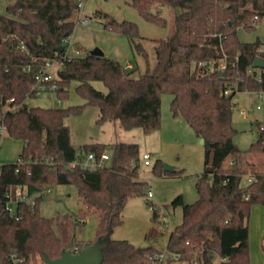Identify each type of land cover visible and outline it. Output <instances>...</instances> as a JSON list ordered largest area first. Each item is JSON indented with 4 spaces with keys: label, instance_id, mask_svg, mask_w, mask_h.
<instances>
[{
    "label": "trees",
    "instance_id": "16d2710c",
    "mask_svg": "<svg viewBox=\"0 0 264 264\" xmlns=\"http://www.w3.org/2000/svg\"><path fill=\"white\" fill-rule=\"evenodd\" d=\"M131 3L145 19L164 26L166 18L152 8L180 10L175 16V33L157 41L155 67L137 76L132 75L134 68L105 54L89 52L60 59L57 48L75 29L79 0H15L6 13H0V129L23 143L18 158L0 166V199L12 186L35 194L51 184H74L86 206L75 218L68 213L43 215L42 197H37L33 207L19 203L13 215L0 210V264H31L38 257L45 263L44 254L56 258L63 250L80 251L98 237L109 240L102 264H152L151 257L160 250L155 242L164 235L156 227L147 233L152 241L148 246L112 238L114 228L124 222L127 199L147 195L148 182L139 177L138 144L116 143L112 157L109 155L110 165L69 167L89 152L99 157L108 145L95 142L77 148L65 118L80 113L86 104H95L99 107L98 122L120 119L126 129L141 126L149 132L161 125L164 92L173 95V115H182L205 139L204 171L196 182L198 199L186 203L180 194L171 202L182 207V222L168 235L169 251L190 262L199 250L203 256L199 264H215V254L226 257L225 264H250L249 218L254 204L264 205V125H260L250 149L241 150L234 141L237 129L232 124V99L238 91L264 90V69L253 67L255 56L264 57L259 51L262 43L243 42L237 34L238 28H254L264 17V0ZM106 25L126 33L136 52L148 58L135 22L111 20ZM48 61H59L60 66L56 88L47 91L66 96L76 80V90L86 99L85 104L49 108L26 104L28 96L36 95L31 88ZM177 65L181 66L179 73L173 70ZM93 80L103 81L108 92L95 88ZM228 89L231 91L226 95ZM11 98L9 104L16 105L14 109L6 107ZM229 156L234 165L226 168ZM154 171L158 175L183 173L166 170L159 159ZM249 173L254 180L245 184ZM152 212L157 224L159 211ZM89 214L96 216L98 226L96 238L85 243L76 237L75 230ZM13 253L19 262L14 263Z\"/></svg>",
    "mask_w": 264,
    "mask_h": 264
},
{
    "label": "rangeland",
    "instance_id": "374dc122",
    "mask_svg": "<svg viewBox=\"0 0 264 264\" xmlns=\"http://www.w3.org/2000/svg\"><path fill=\"white\" fill-rule=\"evenodd\" d=\"M15 0H0V13H6V7ZM158 11L157 8H152ZM180 12L173 7H161L160 15L165 17L167 24L159 25L148 21L132 5L131 0H85L82 16L89 18L88 25L76 24L72 33L73 46L78 50V55H86L95 48L103 50L106 56L118 60L122 64L130 62L134 65L132 75L153 69L156 65V46L159 39H166L176 31L175 16ZM115 20L133 21L138 25L141 38L148 58L138 54L130 37L121 31L109 28L106 24ZM238 37L243 42L264 43V17L255 23V27L248 29L240 27ZM54 63L53 72L57 74ZM131 70V69H130ZM179 73L181 66L173 69ZM258 71L263 68H257ZM95 88L108 92V87L101 80H93ZM78 82L72 81L68 95L59 97L53 91H43L35 96H28V106L41 107H69L82 105L86 99L76 90ZM173 95L168 92L162 94L161 125L152 131H145L141 126L126 129L120 119L98 122L99 107L95 104H86L80 113H71L65 118L69 126L72 143L77 148L95 142L108 145L106 152L112 157L116 143H137L139 146V177L148 184L146 192L152 191L150 201L156 204L161 213L167 208L171 214V223L167 232L155 245L165 248L168 235L175 226L182 222V207L172 206V200L182 194L186 203H192L199 197L196 182L205 166V147L190 124L182 115H173L170 105ZM232 124L237 133L235 143L243 151L250 149L251 143L258 138L260 125H264V103L260 102L254 92L238 91L232 99ZM262 104L257 109L258 104ZM253 107V110L243 113L244 109ZM22 141L3 133L0 141V165L14 162L22 148ZM150 154L151 164L145 165L143 155ZM171 165L177 170H183L179 175H158L154 171L157 160ZM111 159L107 162L111 164ZM50 192L41 202L40 209L43 215L52 217L66 213L74 218L85 204L79 197L78 189L74 184H51ZM147 195H134L127 199L123 210L124 222L115 227L112 232L113 239H127L135 246H148L152 241L147 238V233L156 227L152 219L153 212L146 201ZM249 218V252L250 264H264V208L262 204H254ZM263 206V207H262ZM264 210V209H261ZM97 218L93 214L87 215L82 223L76 227V237L88 243L96 238ZM31 264H45L40 257Z\"/></svg>",
    "mask_w": 264,
    "mask_h": 264
},
{
    "label": "built area",
    "instance_id": "2783aa9c",
    "mask_svg": "<svg viewBox=\"0 0 264 264\" xmlns=\"http://www.w3.org/2000/svg\"><path fill=\"white\" fill-rule=\"evenodd\" d=\"M84 5H85V0H79V17H78L77 23H79L81 25H88L89 21H90L89 18H87L86 16H82V11L84 9ZM156 8L158 9V11H160L161 6H157ZM256 19H257V17H256ZM71 39H72V35L69 37H66L62 40V51H61V56H60L61 60L71 59L74 56L78 55V50L73 46ZM21 48L24 49L23 44L21 45ZM259 51L264 52V48L260 47ZM55 62L60 65L59 61H55ZM55 62L48 61L46 63V65L42 68V70L38 74H36V77H35L36 81L31 88V91L34 92L36 95H38L40 92L49 90V88L50 89L56 88V83L54 82L56 75L53 72ZM203 64H206V62H203ZM125 66L127 68L132 67L130 63L126 64ZM221 68H225L223 63H221ZM248 71H249V73H252V69H249ZM257 78L260 81L262 80L260 74L257 75ZM49 84H50V86H49ZM230 91H231L230 89L226 90L225 94L228 95L230 93ZM249 92H254L256 94V96L258 97V99L260 100V102L264 103V90L249 91ZM11 101H13L12 98L7 101L6 107L10 108V109H14L16 107V105H10L9 102H11ZM261 107H262V104L260 103L257 105L256 108L260 109ZM251 110H253V107H248L247 109H244L242 112L246 113L247 111H251ZM0 131L3 135V133H4L3 127H1ZM109 158H110L109 154L106 151L101 153V155L99 157L96 155V153L89 152L87 154H84L81 158H78L75 161L70 162L68 164V166L69 167L81 166L82 168H85V169H94V168H98V167H101V166H104L105 164H107ZM143 160H144L145 165L151 164L150 154L145 153L143 155ZM233 165H234V161L232 160V158L230 156L227 157L224 166L226 168H230ZM253 180L254 179H253L252 175L249 173L247 176V179L245 180L244 183L249 184V183L253 182ZM226 182H227V180H224V183H226ZM49 192H50L49 186L45 187L44 189L40 190L39 192H37L35 194L28 193V191L26 190L25 187H22L19 185L12 186L5 193V195L3 197L4 199H0V210H4V211L8 212L9 214L13 215L16 213L17 205L19 203L25 202V203L30 204V206L33 207L36 203L37 197L43 198ZM152 197H153V192L148 191L147 192V200L149 202L150 209L152 211H154V210L159 211L158 222H157L156 228L158 231L165 234L167 232L169 226H170V223H171V214L167 208L165 209V211L163 213H161V210L159 209V207H157L155 203L150 201V198H152ZM245 197L248 198V195H245ZM187 243H189V242H187ZM76 251H78V249H76ZM11 257H12L14 263L20 261V259L16 256L15 253H13L11 255ZM199 257L202 258L203 256L200 253V251L197 250L194 254V257L192 258V260L190 262L184 261L181 259V254L173 253V252L169 251L168 243L166 242L165 248L160 249L158 252H156L151 257V259H152V264H175V263L199 264L200 263ZM227 260L228 259L226 257H222L219 254H215V257H214L215 264H225V262Z\"/></svg>",
    "mask_w": 264,
    "mask_h": 264
},
{
    "label": "water",
    "instance_id": "95a60500",
    "mask_svg": "<svg viewBox=\"0 0 264 264\" xmlns=\"http://www.w3.org/2000/svg\"><path fill=\"white\" fill-rule=\"evenodd\" d=\"M58 52L62 51V46H58ZM91 54L103 56L105 53L100 48H95ZM253 67L264 69V57L257 55L253 60ZM201 142L204 144L205 139L201 137ZM164 168L168 171H174L171 165L164 164ZM109 240L107 237H98L93 243L85 246L80 251L63 250L61 255L56 258H50L44 254L45 264H102L104 259L103 250L107 247ZM179 264V263H175Z\"/></svg>",
    "mask_w": 264,
    "mask_h": 264
},
{
    "label": "crops",
    "instance_id": "0c3cea01",
    "mask_svg": "<svg viewBox=\"0 0 264 264\" xmlns=\"http://www.w3.org/2000/svg\"><path fill=\"white\" fill-rule=\"evenodd\" d=\"M261 48H264V43H262ZM128 63H130V62H129V61L126 62V64H128ZM126 64H125V65H126ZM130 64H131V66H132L131 68L133 69V68H134V65H133L132 63H130ZM57 68H58V67H57ZM18 154H19V153H18ZM2 164H3V163H2ZM262 207H263V206H262ZM253 208H254V206L252 207V209H253ZM261 209H264V208H261ZM261 209H260V211H262V213H263L264 210H261ZM251 212H252V211H251Z\"/></svg>",
    "mask_w": 264,
    "mask_h": 264
}]
</instances>
